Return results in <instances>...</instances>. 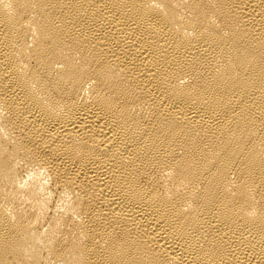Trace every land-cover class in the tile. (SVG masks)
Here are the masks:
<instances>
[{"label": "bare ground", "instance_id": "1", "mask_svg": "<svg viewBox=\"0 0 264 264\" xmlns=\"http://www.w3.org/2000/svg\"><path fill=\"white\" fill-rule=\"evenodd\" d=\"M0 264H264V0H0Z\"/></svg>", "mask_w": 264, "mask_h": 264}]
</instances>
